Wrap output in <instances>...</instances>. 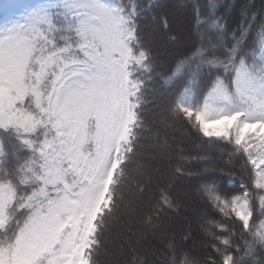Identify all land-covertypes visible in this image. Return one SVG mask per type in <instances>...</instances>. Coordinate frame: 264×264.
Masks as SVG:
<instances>
[{"label":"snow or ice","instance_id":"obj_1","mask_svg":"<svg viewBox=\"0 0 264 264\" xmlns=\"http://www.w3.org/2000/svg\"><path fill=\"white\" fill-rule=\"evenodd\" d=\"M157 7L0 0V264H99L123 199L117 193L151 132L144 109L158 56L140 18ZM224 7L191 0L198 38L162 77L177 88L161 107L183 115L210 147H230L229 158L243 159L253 176L251 190L244 182L238 192L199 187L233 220L210 222L220 234L212 233V258L203 264H264V220L250 225L254 213L264 215V0L259 9L244 0L231 29L236 5ZM170 188L145 225L179 207ZM236 222L250 239L234 242ZM135 251L133 264H149ZM162 254L167 264H201L174 240Z\"/></svg>","mask_w":264,"mask_h":264},{"label":"trees","instance_id":"obj_2","mask_svg":"<svg viewBox=\"0 0 264 264\" xmlns=\"http://www.w3.org/2000/svg\"><path fill=\"white\" fill-rule=\"evenodd\" d=\"M140 2L142 7L149 3L159 5L140 18L141 26L151 31L153 50L158 56L157 71L148 86L144 109L151 132L143 137L132 178L117 193L123 199L116 218L103 235V246L97 259L99 264H133L135 249V255L148 259L149 264H167L162 253L174 240L182 252L203 264L212 258L211 245L215 243L212 233L220 234V229L210 222L231 225L233 220L225 221L221 213L202 198L199 187L204 183H215L224 191L238 192L241 182H244L251 190L254 187L253 176L243 159L229 158L230 147L224 144L210 147L207 138L198 133L183 115L162 110L161 105L171 102L177 88L165 83L162 77L169 73L185 48L198 38L191 17V0ZM243 2L218 0L225 5L220 12H225L231 4L236 5L228 18L230 29L238 20L239 6ZM247 2L255 3L257 9L260 7V0ZM165 14L170 22L168 28L163 24ZM173 36L176 40L171 39ZM169 185L179 207L165 211L156 225H145L144 219L156 206L161 190ZM261 220H264V215L254 213L250 225ZM241 232L240 224L236 222L235 243L250 239L242 236Z\"/></svg>","mask_w":264,"mask_h":264}]
</instances>
